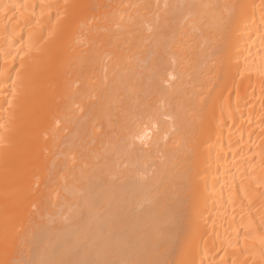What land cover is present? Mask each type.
<instances>
[{"label":"bare ground","instance_id":"6f19581e","mask_svg":"<svg viewBox=\"0 0 264 264\" xmlns=\"http://www.w3.org/2000/svg\"><path fill=\"white\" fill-rule=\"evenodd\" d=\"M0 264H264V0H0Z\"/></svg>","mask_w":264,"mask_h":264}]
</instances>
